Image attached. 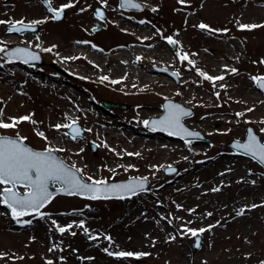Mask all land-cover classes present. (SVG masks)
Wrapping results in <instances>:
<instances>
[{
    "label": "rangeland",
    "instance_id": "rangeland-1",
    "mask_svg": "<svg viewBox=\"0 0 264 264\" xmlns=\"http://www.w3.org/2000/svg\"><path fill=\"white\" fill-rule=\"evenodd\" d=\"M139 1L144 5L141 10L122 9L118 6V0H50L55 9L69 3L74 5L65 9V15L61 20L53 21L52 14L41 0H0V21L10 23L43 21L36 24L38 29L35 33H9L7 29L9 23L0 24L1 37L8 39L7 42L0 43V47L6 48L17 43L25 44L37 50L42 57L40 64L22 66L19 63L10 65L12 63L0 55V71L12 70L9 75L0 76V84L2 87L6 85L9 90L14 87L12 95L7 91H0V110H2L0 120L11 123L10 118L31 114V119L36 121L35 124L23 121L15 128L0 129V134L26 137L24 142L38 149H63L56 153L67 164L75 165V168L80 169V176L87 181L88 177L106 182L129 176L148 178V185L144 191L126 196L124 199L92 200L78 195L56 194L39 212L22 216L19 222L10 217L8 211L0 206V264H47V261H52L53 264H262L264 262V168L251 156L241 155L227 144L232 138L242 139L247 124L251 125L264 141V131H262L264 98L262 92L256 88L255 80L252 79L264 75V63L259 66V62L256 61L255 66L250 69L245 64V52L252 51L259 54L263 51L264 27L241 30L240 24L249 23L221 12L218 5L225 0H212V4L208 6L211 8V21L205 19L202 21L200 18L198 24L192 25L194 27H188L181 22L176 10L185 4L189 10L197 11L203 0H184L183 3H179L178 0ZM243 3V0L239 2L240 5ZM95 5L104 8V17L100 21L101 27L92 31ZM81 9L85 10L81 11ZM117 22L119 24L129 22L133 26L144 22L148 25L149 31L154 34L153 38L148 39L149 42L161 44L168 52L171 60L164 66L175 71L178 80L168 77L171 83L150 87L145 94L134 96L121 92L126 88L122 85L125 79L115 84L123 88L119 90H112L107 86L103 89L101 84L94 82L93 79H72L81 89L77 92L75 88L78 100L86 103L85 109L80 110L77 116H73L67 108V105L74 100L73 95L59 85L63 79L69 78L67 69L80 58L76 55L69 58L70 48L65 45L63 48H58L55 44H64L69 39L76 38L77 31H81L87 40L98 48L104 49L108 44L126 46L130 36L115 31ZM201 23L213 30L221 31H202L196 27ZM256 25H264V22ZM224 29L227 31H223ZM63 32H66V35H63ZM227 35H231L236 41V48L243 49L241 52L233 51L234 47L224 39L219 41L220 47L208 43L209 36H214L215 40L217 36ZM169 37L177 41V44L170 46ZM181 38H184L183 42L180 41ZM195 41L203 43V48H198L194 52L187 43ZM49 48L52 50L44 51ZM177 52L188 54L189 59L195 61V67L189 65L187 61L182 62ZM209 55L215 63L223 66L214 69L204 67L202 62ZM101 64L105 66V60ZM137 64L148 68L154 65L153 61H146L143 58L138 59ZM127 65L129 66V64H121V68L125 70ZM196 68L213 77L223 76L224 79L214 84L201 78ZM233 68L237 70L236 73L231 72ZM101 81L111 83L110 78ZM28 83L44 84L42 88L46 92L44 97L41 98L37 91L28 90L26 88ZM250 87L254 90L255 96L253 106L259 111L255 116L250 115L248 111L250 105L246 103L245 98ZM165 97H171L192 107L193 115L185 118L184 122L209 138V144L177 138L173 139L176 144L174 152L170 150L159 152L157 148H150L148 145L144 148L132 146L137 138V133L133 131L147 132L151 135H144L147 139L160 136L165 138L163 140H171V137L149 130L143 124L147 118L162 112L161 103ZM101 99L128 103L129 106L125 109L114 106L103 109L100 106ZM148 103L152 105L144 107ZM237 113L242 115L238 116ZM72 120H76L83 128L82 136L75 140L69 134L65 135L67 128L60 130L54 128L56 124H65ZM225 120L227 123L221 126ZM103 126H117L118 131H125L120 138L124 147L115 158L116 162H109V166H105L109 153L93 135L103 129ZM37 132H43L47 139L36 135ZM89 141L94 142L95 153L89 148ZM115 149L118 148L114 146L112 153ZM128 153H139V155H128ZM217 157L218 163L221 164L223 160L228 165V170L224 173L228 175L219 173L218 166L211 163ZM167 165H176L177 171L165 173L163 167ZM228 178L244 180L241 184L231 183L222 188L223 195L233 199L232 202L237 205V210L239 212L243 210L242 215H229L232 219L237 217L231 220L230 224L225 222L227 212L223 210V205L214 199L218 195L200 194L205 187V182L202 181L210 179L226 181ZM179 182L187 184L186 189L176 192L177 188L170 187L162 191L166 186ZM251 182L261 185L260 192L252 194L251 188L248 187ZM243 185L247 186L242 187ZM3 186L0 185V189ZM17 188L20 191L24 190L20 186ZM235 196L238 199H235ZM158 200L163 202L160 207L167 210L165 217L168 226L179 225V237L159 231L155 236L151 233L150 238H137L134 235L135 216L132 209L138 206L144 211L151 212L159 207ZM174 202L183 203L185 208L205 204L215 214L213 219L220 224L221 232L210 229L200 233V246L195 249L194 237L190 233L185 234L184 230L187 228L198 230L202 228L203 221L197 219L195 223H188L186 217L189 214L185 213L184 209L175 211ZM253 204L258 207H255V221L253 226H250L252 230L250 227L248 230L254 231L255 235L248 232L247 241L243 239V234H247L244 229L247 227L245 221L247 212H251ZM67 211L77 212L74 218L79 219L84 227L97 236L96 245L70 239L64 235L65 233L57 230V227L66 226V220L60 216L61 212ZM143 223L151 224L148 219ZM204 223L209 225L212 221ZM105 237H111V240ZM68 242L76 244L75 252L70 255L67 250ZM113 244L115 246L110 250L113 253L123 251L134 254L147 253V255L118 257L97 251V245L111 247ZM209 244L212 246L211 249L206 247ZM208 252L215 256L213 260L203 259ZM183 253L186 255L185 258H182ZM227 254H231V257L226 258Z\"/></svg>",
    "mask_w": 264,
    "mask_h": 264
},
{
    "label": "bare ground",
    "instance_id": "bare-ground-1",
    "mask_svg": "<svg viewBox=\"0 0 264 264\" xmlns=\"http://www.w3.org/2000/svg\"><path fill=\"white\" fill-rule=\"evenodd\" d=\"M241 0H225L224 2L220 3L218 5V8L220 9L221 12L228 13V15L234 16L237 19H240V21H243L245 23L249 24H254V23H262L264 22V1L263 0H243L244 3L243 5H240L239 2ZM209 4H212V0H203L200 2V7L198 8L197 11L195 10H189L185 4H183L181 7H178L176 10V13L181 19V22H184L185 25L188 27H194L192 25L198 24V19L201 18L202 21L207 20L208 22L211 21L212 19V14H211V8H209ZM185 13V14H184ZM189 13V14H188ZM187 17V18H185ZM118 24V26L116 25ZM115 25V31H118L120 33H124L130 36V41L127 43L126 46L122 45H116V44H108L104 49L98 48V47H93L94 45L90 43L85 34L81 31H77L76 33V38L73 37L69 39L66 43L64 44H55L56 47L58 48H63L65 45L66 47L70 48V54H68L69 58L77 57L80 58V60H77L74 62L73 65H71L67 69V75L68 79H63L60 82L59 87L62 89H65L72 93L73 99L71 104L67 105L68 110H70V114L73 116H77L78 112L82 109H85V101L78 100L77 97V92L80 91L81 89L78 88V86L73 82L72 79H86L90 80L93 79L94 82H97L101 84V88L106 89V86L111 88L112 90H119L123 89L121 86L118 87L115 84L119 83L121 79H125V82L122 83L125 89H123L124 94H131V95H137L140 96L142 94H145L146 92L149 91L150 87L153 86H158L163 83H171L170 80H168V77L171 79L172 76L166 72V71H157L153 67L148 68V67H142L141 65L137 64L138 59L137 58H143L146 61H153L154 65L160 66L163 64L166 65L171 58L168 55V52L162 48L161 44L157 43H151L149 42L148 39H151L154 37V34L149 31V26L146 25L144 22H139L137 25H132L129 22L121 23L117 22ZM196 28V27H195ZM202 30V29H201ZM204 31V30H202ZM63 35H66V32H63ZM88 37V36H87ZM213 37H208V43L215 45L216 47H220L219 41L221 39H224L225 42L229 43V45L233 46V51H236L237 53L241 52L243 49L242 48H236V41L233 40V37L231 35L227 36H217L215 37V40ZM214 40V41H213ZM8 39H5L4 37L2 38L0 35V43L7 42ZM181 42L184 41V38H181ZM188 41V40H187ZM79 42V43H78ZM87 42V43H85ZM187 46L190 47L194 52L198 48H203V43H197L196 41L193 43H187ZM245 57H246V66L247 68H253L254 62L258 61L259 66L262 60H264V49L261 51V53L257 54L255 52L249 51L245 52ZM82 60L84 62H82ZM105 60L106 65H102L101 62ZM121 64H129L127 65L125 70L121 68ZM10 65H16V64H10ZM20 65V64H19ZM202 65L206 68L209 69H214L215 67L220 68L223 65L218 64L217 62L215 63L213 61V58L211 55H209L203 62ZM258 66V65H257ZM12 70H1L0 71V76L3 75H9ZM3 74V75H2ZM107 76L108 78L111 79V83L107 81H101L99 77H104ZM112 81H118L117 83H113ZM217 82V81H215ZM43 86L44 84H38V83H28L26 84V88L28 90H33L37 91L38 94L41 96V98L44 97V94L46 92L43 91ZM77 89V92L75 90ZM13 88L11 90L7 89L6 85L1 86L0 84V91L8 92V94H13ZM20 93V91H19ZM254 90L250 87L247 89V94H246V103L250 105L249 109H252L250 112L251 116H255L259 113L257 111L253 104H254ZM42 100V99H41ZM43 104H45V101H42ZM152 103L145 104L144 107H150ZM225 120L222 122L221 126H224L227 122ZM134 133H137V138L135 139L134 143H132V146H135L137 148H144L146 145H148L150 148H157L158 151H165V150H170L172 152L175 151V143L173 142V139L171 140H163L165 138L157 136L152 139H147L146 137L149 136L147 132H136L133 131ZM125 131H118L117 126H103V129L98 130L96 133H94V137L100 140V144L104 147L105 151L108 152L109 154L106 157L105 160V166H109V162H116L115 158L119 155V152H121L122 148L124 147L121 144L120 138L123 137V134ZM221 133V132H220ZM144 135H147L146 137ZM151 136V135H150ZM153 137V136H152ZM56 141V145H57ZM107 145V146H105ZM131 145V143H130ZM114 146H116L118 149L113 152ZM158 152V153H159ZM112 153V154H111ZM217 158L212 160V164H215L218 166V172L223 173V175H228L224 174L225 171L228 169V165L224 163L223 160H221V164L217 162ZM224 171V172H223ZM244 180L240 179H230L226 181H222L220 179L218 180H204L202 182H205V187L203 190L200 191V194L203 193H216L218 195L216 199L219 201L220 204L223 206V210L227 212V218L225 219L226 224H230L231 220L237 219L236 218H231L229 215H236L238 207L237 205L233 204L232 200L229 199L228 196L223 195V187L226 185H230L231 183H237L241 184ZM251 185H248V187L251 188L252 194L255 192H260V186L259 184H253L252 182L250 183ZM197 185L198 184H193ZM247 185H243L242 187H246ZM170 187H174L176 192L183 191L186 189L187 184L185 183H174L172 185L166 186L165 188L162 189V191L167 190ZM263 187V186H262ZM223 188V189H222ZM213 189H219L218 191H213ZM213 196V195H212ZM210 197V196H208ZM235 199H238L237 196H235ZM163 202L161 200L157 201V206L153 211H144L142 208L136 206L132 210L134 211V219H133V225L135 226L134 229V235L137 238H150V234L153 233V235H157L158 232H169V234L176 235L179 237V232H180V227L179 225H174L170 224L168 226L165 214L167 213V210L163 209L160 207V205ZM173 208L175 211H179L181 209L185 210V213L189 214L188 217H186V221L188 223H195L197 219L203 221L201 223L202 228H209L210 225H214V227H211V230L221 232V227L219 226V223H216V221L213 219L215 217V214L211 212L205 204L202 206H197V207H191V208H185L184 204L180 202H174ZM244 208V207H243ZM250 208V207H249ZM255 212L256 209L252 208L251 212H247L246 215V223L247 227H245V231H247V234H243V239L244 240H249V233L251 235H255L254 231L249 232L248 227L253 226V222L255 221ZM77 212L75 211H67V212H61L60 218L66 220V226L72 225L70 229L65 231L64 235H66L70 239H78L82 240L87 243H91V245H96L97 242H95V239H89L90 236H95L93 235L92 232L88 230V233L86 234L84 232V229L79 227L81 224L79 222V219H75L74 215ZM207 213H211V215H207ZM126 212L123 213L125 215ZM148 219L151 224L150 225H144V220ZM210 222L209 225H205L204 222ZM170 222V220H169ZM147 223V222H146ZM144 226V227H143ZM77 230H73V229ZM86 228V227H84ZM252 230V227H250ZM249 232V233H248ZM72 233H75V235H72ZM97 237V236H95ZM77 241V240H76ZM76 244L73 242H68L67 244V250L68 254H72L75 252L74 247ZM98 252L105 253V249L110 251L113 246L108 247L105 245L104 247H101V245H97ZM208 249H211L212 246L209 244L206 246ZM186 255L183 253L182 258H185ZM214 255L211 252H208L205 256H203L204 260H213ZM231 254H227L226 258H230Z\"/></svg>",
    "mask_w": 264,
    "mask_h": 264
},
{
    "label": "snow or ice",
    "instance_id": "snow-or-ice-1",
    "mask_svg": "<svg viewBox=\"0 0 264 264\" xmlns=\"http://www.w3.org/2000/svg\"><path fill=\"white\" fill-rule=\"evenodd\" d=\"M45 4L48 5V11L53 13V18L59 20L62 18V14L66 8L73 7L74 5L69 3L65 5H61L58 10H54L51 6L50 0H44ZM179 3H183L184 0H178ZM134 9H141L142 6L138 3H135L134 0H121V7H128ZM85 9H81L84 11ZM152 11H156V9H152ZM96 15L98 18L103 19V13L97 10ZM43 21H33V24H39ZM9 23V31L19 32L23 29L24 22L16 21L14 23L0 21V24ZM20 25V27H17ZM196 27L207 30L209 32L212 31H221V30H213L206 24H199ZM258 27H264V25H256V24H240L239 28L241 30H252ZM223 31H227L224 29ZM79 43V42H78ZM87 43V42H85ZM168 43L175 45L177 41L172 38H168ZM55 47V45L53 46ZM95 47V46H93ZM52 49H44V51H51ZM5 49L0 47V52H4ZM28 56L33 60L39 59L38 56L30 54L27 49L16 48L11 54L10 59L13 57L16 59H20L21 56ZM177 56L179 59L183 61H187L189 65L195 67V61L189 59L188 54H181L177 52ZM140 59V58H137ZM27 62V61H25ZM264 63V60L261 61ZM197 74L203 78L204 80L212 81L215 84V81L223 80V76L213 77L202 70L196 68ZM232 73H236V69H231ZM173 75H178L174 73ZM108 77H101V80H107ZM255 81L260 82V87L264 88V77H253ZM113 83H117L118 81H112ZM219 95L218 93L216 94ZM167 114L160 118L159 120H154L151 123L155 126H159L161 130H167L170 135L176 134L178 132H183L186 136H197L198 133L189 132L187 129L183 127L181 124V117L188 116L191 113L185 109H183L180 105L177 104H169L166 105ZM248 111H252V109H248ZM0 114H2V110H0ZM237 115H242L241 113H237ZM11 123H5L0 120V129H8L15 128L19 123L23 121H29L33 124L36 121L31 119V114L27 116H22L19 118H10ZM145 125H148L149 121H144ZM56 130H60L61 128H67L71 131V138L73 140L77 139L81 135V130L77 126V121L72 120L65 124H56L54 125ZM87 131H91V129H87ZM264 131V129H262ZM69 133H65L68 135ZM36 135L40 136L42 139H47L43 132H37ZM26 137H20L17 135L16 138H9L5 136H0V185H4L2 189H0V203L5 204L10 210L13 219L19 222L20 217L24 215H28L32 212H39L41 208H43L47 203L50 202L52 198V193L49 192V184L50 183H59L62 185L60 189L57 191L63 192L67 195H81L85 196L88 199L98 200V199H109V198H118L124 199L125 196H133L137 194V191H144V184L146 178H142L137 181L135 184L129 182L127 184H111L109 185L105 180H94L92 177H88V181L90 183L84 182L81 178L78 177V173L81 172L80 169L75 168L73 165L69 168L62 160H58L55 156L52 155L55 151H63V149H45L44 151H34L31 148L27 147L24 144ZM189 142V141H186ZM107 146V145H105ZM241 147L245 154H250L253 159L258 162L264 164V144H261L257 141V138L249 132L247 143L242 145H237ZM83 149H81L82 151ZM128 155H139V153H128ZM17 186H22L25 191L23 194L16 191ZM219 189H213V191H218ZM252 208L258 207V205L253 204ZM243 210L237 212V215H242ZM43 215V214H41ZM207 215H211V213H207ZM31 223V221H28ZM55 224V221H53ZM72 225H68L67 227H57V230L60 233H64L68 229H70ZM79 227L84 229V232L87 234L88 229L84 228L83 223L79 225ZM211 227L214 225H210L209 228H200V229H185V234L190 233L191 236L197 237L200 233L205 231H209ZM75 235V233H72ZM109 241L111 237H105ZM89 239H97L95 236H90ZM199 243L196 244V247H199ZM52 249H50L51 251ZM109 256L116 255L118 257H131L136 255L137 257L140 255H147V253H139L134 254L132 252H117L113 253L105 249ZM47 264H53L52 261H47ZM264 264V262H262Z\"/></svg>",
    "mask_w": 264,
    "mask_h": 264
},
{
    "label": "water",
    "instance_id": "water-1",
    "mask_svg": "<svg viewBox=\"0 0 264 264\" xmlns=\"http://www.w3.org/2000/svg\"><path fill=\"white\" fill-rule=\"evenodd\" d=\"M42 2H43V4H44V5L47 7V9H48V5L45 4L44 0H42ZM134 2L140 4V5L142 6V8H143V4H142L139 0H134ZM119 6L121 7V0H119ZM52 8H53V7H52ZM121 8H124V9H134V8H131L130 6H128V7H121ZM142 8H141V9H142ZM53 9H54V8H53ZM54 10H56V9H54ZM94 10H95L94 15H95L96 19H95V21H94L95 26L93 27V30H96V29H98V28L100 27V25H99V21H98V20H100V18L97 17L96 12H97V10H99V11H101V12L103 13V16H104V11H103V8H102L101 6H95V7H94ZM135 10H140V9H135ZM51 13H52V12H51ZM52 14H53V13H52ZM63 16H64V12H63V14H62V17H63ZM52 19H53V20H56V19H54V18H52ZM24 26H25V27H23V29H22L21 31H19V32H16V31H9V32H11V33L15 32V33H18V34H19V33L25 32V31H29V32H31V33H34V32L37 30V28H38L37 25H35V24H26V23H24ZM17 27H20V25H17ZM7 28L9 29V25L7 26ZM16 48L27 49L28 52H29L30 54H33V55L38 56L39 59L33 60V59H31L30 57H28V56H23V55L21 56L20 59H16V58H14V57H13L12 59H10V58H9V57H10V54H11ZM0 54H1L3 57L7 58L8 60H10L11 62H14V63H16V62H20V63H22V64H26V63L37 64V63H40V62L42 61L41 56H40V53H39L37 50L32 49L31 47H29V46H27V45H23V44H15V45H13L12 47L5 48V51H4V52H0ZM25 61H27V62H25ZM258 77H264V76H258ZM256 84H257V88L260 89V90L263 92V95H264V88H261V87H260V82L256 81ZM170 103H171V104H177V105H180L183 109H185V110H187V111H189V112L191 113V114L188 115V116H182L180 122H181V124L183 125V127H184L185 129H187L189 132L198 133L197 136H186L183 132H178V133H176V134H172V135H170L169 132H168L167 130H161V128H160L159 126H155V125H153V124L151 123V122L154 121V120H159L160 118L164 117V116L167 114V108H166V105H169ZM100 104H101V106H102L103 108H107V107H109V106H114V107H119V108H123V109H124V108H126V107L128 106V104H125V103H119V102L107 101V100H104V99H102V100L100 101ZM162 110H163L162 113L159 114L158 116H152V117H149L146 121H149L150 123H149L148 125H145V123H144L145 127H147L148 129H151V130H154V131L160 132V133H162V134H164V135H166V136L172 137V138H179V139H181V140H185V139H194V140H196V141H203V142H206V143H209V142H210V140H209L207 137H205V136H204L199 130L194 129V128H191L190 126H188V125L184 122V118H188V117H191V116H192L193 110H192V107H191V106L184 105V104H182V103H180V102H178V101H175V100H173L172 98L168 97V98L164 99L163 102H162ZM77 126H78L79 129L81 130V135H82V132H83L82 127H81L78 123H77ZM67 132L71 135V131H70V129H67ZM249 132H251V134L254 135V136L257 138V141H258L259 143L264 144V142L261 141L259 135L254 131V129H253L250 125H247V126H246V133H245L244 138H243L242 140L232 139V140H230V141L228 142V145H230L232 148H234L235 150H237L241 155H246V156L248 155V156H251L250 154H245L244 150H243L241 147H238V146H237V145H242V144L247 143ZM81 135H80V136H81ZM0 136H5V137L13 138V139L16 138L15 136L8 135V134H0ZM24 144H25L27 147H29V148H31L32 150H34V151H44V150H42V149H36V148H33V147H31L30 145H28L27 143H25V142H24ZM89 146H90L91 150L95 153V144H94L92 141H89ZM52 155L55 156L58 160H62V161L64 162V160H63L60 156H58L56 152H53ZM251 157H252V156H251ZM64 163H65V162H64ZM259 163H260V162H259ZM65 164H66L69 168L72 167L71 165H68L67 163H65ZM260 164L264 167V164H262V163H260ZM163 170H164L165 173H174V172L177 171V166H175V165H168V166H165V167L163 168ZM77 175H78V177L81 178L84 182L90 183V181L84 180V179L80 176L79 173H78ZM142 178H146V177L130 176V177L126 178V179L117 180V181H109V182H107V183H108L109 185H111V184H127V183H129V182L135 184L137 181H139V180L142 179ZM147 184H148V178H146V181H145V184H144V189L146 188ZM61 187H62L61 184H59V185H55L54 183H50V184H49V189H48V190H49V192L52 193V197H53L55 194H57V193H63V192H59V191H57V190L60 189ZM16 191L19 192V193H21V194H23V192H24L25 190H24L23 192H20V191L16 188ZM138 192H139V191H137V193H138ZM126 196H127V195H126ZM84 197H85V196H84ZM0 206L3 207V208H5V209H7L8 212L10 213V216L12 217L11 210H10L5 204L0 203ZM199 240H200V236L198 235L197 237H195V242H194V247H195V249L197 248V247H196V244L199 243Z\"/></svg>",
    "mask_w": 264,
    "mask_h": 264
},
{
    "label": "flooded vegetation",
    "instance_id": "flooded-vegetation-1",
    "mask_svg": "<svg viewBox=\"0 0 264 264\" xmlns=\"http://www.w3.org/2000/svg\"><path fill=\"white\" fill-rule=\"evenodd\" d=\"M162 70H165L166 71V69H164V68H160L158 71H162ZM178 80V79H177Z\"/></svg>",
    "mask_w": 264,
    "mask_h": 264
}]
</instances>
